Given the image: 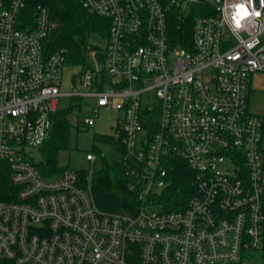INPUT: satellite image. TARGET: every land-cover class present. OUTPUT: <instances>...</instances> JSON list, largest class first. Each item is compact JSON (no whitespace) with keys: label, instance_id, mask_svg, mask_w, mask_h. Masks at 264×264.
Returning <instances> with one entry per match:
<instances>
[{"label":"built area","instance_id":"obj_1","mask_svg":"<svg viewBox=\"0 0 264 264\" xmlns=\"http://www.w3.org/2000/svg\"><path fill=\"white\" fill-rule=\"evenodd\" d=\"M82 4L109 22L105 65L93 69L88 54L90 65L64 91L66 54L46 50L56 26L49 6L0 0V159L16 188L0 198V259L264 264V114L249 105L252 77L264 72V0ZM62 96L80 111L117 113L111 140L137 195L135 212L98 206L91 165L83 177L68 166L46 175L35 164ZM180 170L191 191L176 204L166 189Z\"/></svg>","mask_w":264,"mask_h":264},{"label":"trees","instance_id":"obj_2","mask_svg":"<svg viewBox=\"0 0 264 264\" xmlns=\"http://www.w3.org/2000/svg\"><path fill=\"white\" fill-rule=\"evenodd\" d=\"M49 6L50 15L56 26L47 36L46 50L53 52L64 50L67 62L88 67V53L94 49L89 42L92 32L108 36L109 22L107 19L90 12L83 6L82 0H41ZM175 44L183 45L180 31H175ZM72 108L59 110L54 117L51 135L39 148L40 157L35 164L46 175H56L63 171L59 163V154L69 147L73 124L71 123ZM98 138L109 140V137L97 135ZM82 170V176L86 175ZM177 186L166 189V200L176 204L183 201L191 191L187 187V176L178 172ZM92 190L95 201L103 210L111 212H135L137 195L128 187L129 177L125 167L119 160H108L103 157L101 166L94 169L92 175ZM16 188L11 183V173L8 162L0 159V198H12ZM264 246V244H263ZM0 264H15L13 260L0 259Z\"/></svg>","mask_w":264,"mask_h":264},{"label":"rangeland","instance_id":"obj_3","mask_svg":"<svg viewBox=\"0 0 264 264\" xmlns=\"http://www.w3.org/2000/svg\"><path fill=\"white\" fill-rule=\"evenodd\" d=\"M89 42L94 49L89 51V58L93 69L99 70L105 65V48L107 37L99 32H92L89 36ZM64 77L62 90L69 91L70 85L75 76L79 78L82 72L81 64L66 63L64 65ZM253 92L251 95V107L258 112H264V72H255L252 77ZM76 99L68 96H62L59 105L63 109L72 108L71 119L77 122V117L85 118L87 116L96 119L95 125L90 127L78 126L72 127L69 147L63 149L59 154V163L62 166H68L75 170H88L90 165L94 169L101 166L103 157L108 160H120L121 151L112 142L111 137L114 135V125L116 123L117 113L112 109L101 108L99 114L92 112L90 107H85L80 111V103ZM94 101L91 100L90 104ZM97 135L109 137V140L98 138ZM264 146V142H263ZM95 154V160L91 163L87 158V153ZM35 155L40 157L38 149L34 150Z\"/></svg>","mask_w":264,"mask_h":264},{"label":"crops","instance_id":"obj_4","mask_svg":"<svg viewBox=\"0 0 264 264\" xmlns=\"http://www.w3.org/2000/svg\"><path fill=\"white\" fill-rule=\"evenodd\" d=\"M252 83V82H251ZM252 92H253V87H252V85H251V92H250V102H249V105H250V108L252 109V107H251V95H252ZM253 110V109H252ZM254 112H256V113H261V114H264V112H258V111H255V110H253ZM263 142H264V139H263Z\"/></svg>","mask_w":264,"mask_h":264}]
</instances>
